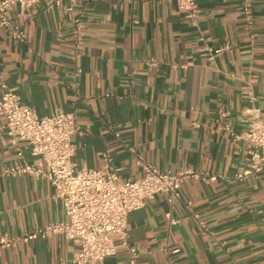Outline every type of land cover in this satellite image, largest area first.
<instances>
[{
	"label": "crops",
	"instance_id": "obj_1",
	"mask_svg": "<svg viewBox=\"0 0 264 264\" xmlns=\"http://www.w3.org/2000/svg\"><path fill=\"white\" fill-rule=\"evenodd\" d=\"M197 4L194 23L175 0L13 6L25 37L0 28V96L18 94L39 117L74 113L79 168L100 169L107 154L121 182L142 175L139 160L217 176L185 180L173 203L161 194L128 215L135 264H264V168L233 179L248 167L249 110H264V0H252L249 19L242 0ZM225 46L209 58L208 49ZM32 160L25 142L0 134V238L17 239L0 247V264H72L75 240L20 239L65 219L47 180L4 172ZM115 249L102 264H129L128 248L115 240Z\"/></svg>",
	"mask_w": 264,
	"mask_h": 264
},
{
	"label": "built area",
	"instance_id": "obj_2",
	"mask_svg": "<svg viewBox=\"0 0 264 264\" xmlns=\"http://www.w3.org/2000/svg\"><path fill=\"white\" fill-rule=\"evenodd\" d=\"M42 1L45 0H0V28L6 30L12 40L22 42L24 32L9 15V10L19 6L23 11ZM175 2L178 11L194 23L199 15L197 0ZM251 2L242 0L243 14L247 19L251 16ZM227 48L208 49L209 58L213 60ZM0 116L4 120L0 124V134L5 133L13 146L25 142L33 158L31 163L13 166L4 172L47 180L54 190L52 198L60 203L65 217L63 221L46 224L20 239L28 242L59 235L65 240H75L79 243V250L73 255L72 264H102L105 258L115 254V240L128 248V263L135 264L136 253L128 246V215L161 194L173 203L179 198V189L185 180L206 183L217 178L192 168L160 171L139 160L142 175L136 180L121 182L120 169L111 164L107 154L103 156L102 167L97 170L79 168L73 162L75 148L71 140L75 134L81 133L74 113L57 111L53 115L39 117L18 94L5 91L0 96ZM241 137L249 145L248 167L233 175L237 181L256 176L264 168V110L250 108L247 128ZM17 157H22L19 150ZM166 217L171 224L177 223L169 214ZM198 228L205 234L202 222H198ZM16 241L3 236L0 247H8Z\"/></svg>",
	"mask_w": 264,
	"mask_h": 264
}]
</instances>
